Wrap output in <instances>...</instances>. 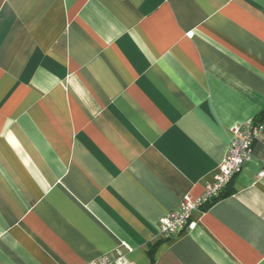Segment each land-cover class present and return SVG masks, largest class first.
Here are the masks:
<instances>
[{"label": "crops", "instance_id": "crops-1", "mask_svg": "<svg viewBox=\"0 0 264 264\" xmlns=\"http://www.w3.org/2000/svg\"><path fill=\"white\" fill-rule=\"evenodd\" d=\"M264 0H0V264H264ZM263 173V174H261Z\"/></svg>", "mask_w": 264, "mask_h": 264}, {"label": "built area", "instance_id": "built-area-1", "mask_svg": "<svg viewBox=\"0 0 264 264\" xmlns=\"http://www.w3.org/2000/svg\"><path fill=\"white\" fill-rule=\"evenodd\" d=\"M264 135L261 124L253 122L236 126L232 129L224 160L213 175L212 181L204 186L203 193L196 199L183 197L176 210L167 213L159 223L158 237L168 239L181 234L187 229L194 212L220 197L226 186L240 172L249 159L251 147ZM263 174V173H261ZM123 258L115 261L103 256L88 264H122Z\"/></svg>", "mask_w": 264, "mask_h": 264}, {"label": "trees", "instance_id": "trees-1", "mask_svg": "<svg viewBox=\"0 0 264 264\" xmlns=\"http://www.w3.org/2000/svg\"><path fill=\"white\" fill-rule=\"evenodd\" d=\"M255 123L256 124H261L262 126H263V128H264V110L263 111H261L256 117H255ZM223 195V193L220 195V197ZM218 199V198H217ZM217 199H215V200H217ZM215 200H213V201H215ZM212 201V202H213ZM211 203V202H210ZM210 203H208V204H210Z\"/></svg>", "mask_w": 264, "mask_h": 264}]
</instances>
